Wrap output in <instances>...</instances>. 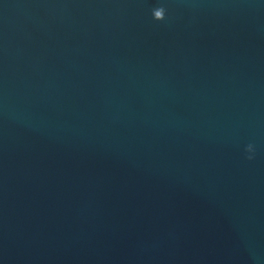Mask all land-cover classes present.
<instances>
[{"label": "water", "instance_id": "95a60500", "mask_svg": "<svg viewBox=\"0 0 264 264\" xmlns=\"http://www.w3.org/2000/svg\"><path fill=\"white\" fill-rule=\"evenodd\" d=\"M0 264H264V0H0Z\"/></svg>", "mask_w": 264, "mask_h": 264}, {"label": "clouds", "instance_id": "9594fccd", "mask_svg": "<svg viewBox=\"0 0 264 264\" xmlns=\"http://www.w3.org/2000/svg\"><path fill=\"white\" fill-rule=\"evenodd\" d=\"M246 151H248L249 153L252 151L251 145L247 147Z\"/></svg>", "mask_w": 264, "mask_h": 264}]
</instances>
